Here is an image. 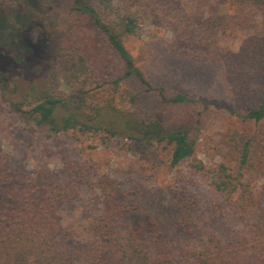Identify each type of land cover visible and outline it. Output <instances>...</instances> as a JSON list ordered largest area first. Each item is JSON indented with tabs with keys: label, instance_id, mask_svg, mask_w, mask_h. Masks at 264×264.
Masks as SVG:
<instances>
[{
	"label": "trees",
	"instance_id": "trees-1",
	"mask_svg": "<svg viewBox=\"0 0 264 264\" xmlns=\"http://www.w3.org/2000/svg\"><path fill=\"white\" fill-rule=\"evenodd\" d=\"M70 1V30L60 56L73 85L67 87L66 96L47 94L37 99L28 113L55 134L103 132L106 138L121 135L144 142L147 148L167 150L164 166L173 173L167 191L187 242L170 248L152 219L133 220L132 205L93 165L67 160L58 172L14 177L10 156L0 144V264H264V184L259 191L252 187V181L264 178V0H206L207 9L201 14L188 11L187 3L180 2L174 14L173 4L162 6L175 18L160 49L191 63L220 66L223 109L230 117L231 108L245 111L240 127L233 122L222 140L229 147L227 154L234 153L233 158L224 156L233 168L220 162L212 169L193 164L196 143L188 129L167 130L135 110L138 94L129 88L130 82L158 91L124 44L126 37L146 36L141 28L146 18L138 13L137 0ZM255 12L263 16L260 28L242 38L236 50L224 46L223 38L234 39L255 29ZM4 22L0 16V37L6 35ZM18 35L17 31L12 36L21 44ZM95 36L120 64V77L110 81L95 73ZM11 50L0 44V64ZM105 52L99 54L101 62L108 59ZM12 54L13 65L24 62L23 50ZM6 78L0 68L1 101L9 87ZM103 91H120L126 107L115 108L108 98L101 103L97 95ZM79 92L85 95L80 97ZM171 102L196 103L205 109L209 105L201 97L181 93ZM10 105L20 110V103ZM133 106L134 111H128ZM194 179L205 183L203 198L187 190ZM82 187L98 191L101 209L88 219L87 242L66 248L74 232L61 227L56 212Z\"/></svg>",
	"mask_w": 264,
	"mask_h": 264
},
{
	"label": "rangeland",
	"instance_id": "rangeland-1",
	"mask_svg": "<svg viewBox=\"0 0 264 264\" xmlns=\"http://www.w3.org/2000/svg\"><path fill=\"white\" fill-rule=\"evenodd\" d=\"M180 2L189 4L187 10L197 14L203 13L208 3L206 0H137L134 4L138 13L146 18L141 25L146 36L143 39L126 37L124 44L135 65L158 91H146L134 81L128 86L138 94L135 110L141 118L157 120L167 130L188 129L196 143L193 164L212 169L220 162H227L224 156H228L229 147L222 143L224 134L233 122L240 127L245 111L240 107L231 108L234 115L230 117L223 109L226 99L220 66L191 63L160 49L161 39L166 40L170 36V24L175 18L172 13ZM170 4L175 6L172 13L162 8ZM72 7L70 0H0V16L7 27L6 35L0 37V44L12 48L0 64L9 83L4 101L0 100L1 149L10 156L9 167L14 177L20 173L32 176L40 171L58 172L67 160L93 165L98 174L112 179L119 192L124 194L132 205L133 220L144 223L152 219L163 234L161 239L170 248L178 247L187 242V235L179 224L167 191L173 178V173L164 166L169 157L167 150L147 148L144 142L121 135L106 138L103 132L74 130L55 134L47 126L38 124L28 113L30 104L37 99L47 94L66 96L69 93L67 87L73 85L60 56L70 30L68 19L73 13ZM153 14L157 17H152ZM253 19L257 22L255 29L245 30L234 39L223 38L222 44L236 50L242 38L260 28L263 16L255 12ZM180 23L184 25L186 22ZM17 31L21 44L12 36ZM95 38L97 67L93 70L105 80L120 77V64L105 49L101 37ZM18 49L25 52V59L15 66L12 52ZM102 52L107 55V61L99 60ZM178 93L189 98L201 97L209 105L205 109L196 103L171 102L172 96ZM78 95L82 97L85 94L79 92ZM97 97L100 102L111 99L115 108L126 107L120 91L113 94L112 91H103ZM19 103L20 110L10 105ZM128 111L133 112L134 106ZM128 134L134 137V132ZM229 155L234 157V153ZM227 163L233 168V163ZM204 184L194 179L187 184V190L203 198ZM262 184L264 178L252 181L255 191H259ZM97 192L90 187H82L69 204L57 210L61 227L74 232L73 238L65 243L66 248L76 249L87 242L88 219L101 209Z\"/></svg>",
	"mask_w": 264,
	"mask_h": 264
}]
</instances>
